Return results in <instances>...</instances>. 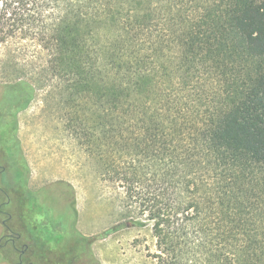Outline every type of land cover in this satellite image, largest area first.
<instances>
[{
    "label": "trees",
    "instance_id": "trees-1",
    "mask_svg": "<svg viewBox=\"0 0 264 264\" xmlns=\"http://www.w3.org/2000/svg\"><path fill=\"white\" fill-rule=\"evenodd\" d=\"M9 41L40 47L64 128L149 224L150 264H264V0H0ZM2 86L0 197L23 262L93 264L74 209L28 189L7 135L33 95Z\"/></svg>",
    "mask_w": 264,
    "mask_h": 264
},
{
    "label": "rangeland",
    "instance_id": "rangeland-1",
    "mask_svg": "<svg viewBox=\"0 0 264 264\" xmlns=\"http://www.w3.org/2000/svg\"><path fill=\"white\" fill-rule=\"evenodd\" d=\"M43 56L35 42L0 44V92L3 84L18 80L33 95L30 104L11 117L7 135L28 169V189L41 193L56 211L74 209L76 229L90 242L93 264H150L154 239L149 224L128 205L121 187L98 175L92 160L64 128L58 86L45 80ZM4 201L0 197V204ZM54 210L50 213L55 218L62 216ZM3 211L11 215L8 226L20 233L16 213L8 207ZM4 218L0 215V239L6 233L1 225ZM25 243L21 240L17 246ZM24 259L34 261L35 257L30 252Z\"/></svg>",
    "mask_w": 264,
    "mask_h": 264
},
{
    "label": "flooded vegetation",
    "instance_id": "flooded-vegetation-1",
    "mask_svg": "<svg viewBox=\"0 0 264 264\" xmlns=\"http://www.w3.org/2000/svg\"><path fill=\"white\" fill-rule=\"evenodd\" d=\"M1 170V167H0ZM5 203L0 204V215H4V219L1 222L3 230L6 232L1 236V241L3 240V244L0 245L1 247H5L10 250L11 256L14 258V254L17 255V259L15 260L14 264H25L23 262V257L25 255V251L27 247L23 244L20 248L17 246L21 242V234L18 232L13 231V229L8 226V223L11 221V215L3 211L6 207ZM1 244V243H0ZM32 264V263H27Z\"/></svg>",
    "mask_w": 264,
    "mask_h": 264
}]
</instances>
